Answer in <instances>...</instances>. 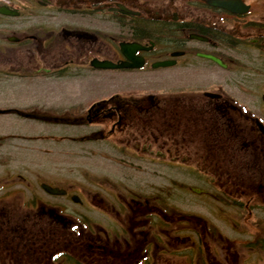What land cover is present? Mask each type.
Listing matches in <instances>:
<instances>
[{"label": "flooded vegetation", "instance_id": "obj_1", "mask_svg": "<svg viewBox=\"0 0 264 264\" xmlns=\"http://www.w3.org/2000/svg\"><path fill=\"white\" fill-rule=\"evenodd\" d=\"M13 1L0 126L41 150L0 162V264H264L216 222L264 213V0Z\"/></svg>", "mask_w": 264, "mask_h": 264}, {"label": "rangeland", "instance_id": "obj_2", "mask_svg": "<svg viewBox=\"0 0 264 264\" xmlns=\"http://www.w3.org/2000/svg\"><path fill=\"white\" fill-rule=\"evenodd\" d=\"M12 3L16 7H17L16 4H19V3H14L13 0H12ZM39 13L44 16L54 15V13L52 14L46 9H42ZM24 19H25L24 15H21L19 17L0 16V36H2V34L5 35L11 32L20 33ZM9 78H12V77H9ZM2 124L3 126H0V162H10L11 167H13L14 169H21L20 166L23 165L24 161H27L28 156L30 155L38 156L40 154L39 152L40 148L36 145L33 147V150H30L33 144H29L30 142L23 139L22 137L23 132H19L20 136L10 135L9 133H12V132L6 130V127L9 123L3 120ZM2 127H5V129H2ZM216 157H217V153H216ZM105 161L106 160L102 158H97V157L92 158V160L89 161L90 166L88 168L92 171V173H95V174H105L107 176H110V175L116 176V175L121 174V169L119 168L118 165H116L115 163L111 161H106V162ZM61 163H67V161H62ZM44 168L51 169L47 167H44ZM1 170L2 169L0 168V171ZM242 171H243L242 175L245 176L246 169L242 168ZM87 172L88 171H86V173ZM237 174L241 175V173H239V170H237ZM172 175L181 176V174L179 173V169H177V172L174 169L172 172ZM187 181L193 182L191 179H187ZM174 191H177V190L174 189ZM216 191H219V190L216 188ZM241 199L245 201L246 198L243 197ZM238 211H239V207H236V205L233 207L230 206L227 209V213H236L235 217H237V220L228 219L231 224L230 226L225 225L223 222H219V221H216V222L217 224L219 223L220 225L224 226V230L227 233L229 232L232 235V237H235L237 240H241V239L244 240L246 237L244 231L247 227H250L252 231H255V229L260 228L263 225L262 222L264 221V213H261L259 209H254L252 211V215L250 219L248 215V211L244 212L246 210H242L241 213L244 212V215H239V213H237ZM233 228H236V229L234 230Z\"/></svg>", "mask_w": 264, "mask_h": 264}, {"label": "water", "instance_id": "obj_3", "mask_svg": "<svg viewBox=\"0 0 264 264\" xmlns=\"http://www.w3.org/2000/svg\"><path fill=\"white\" fill-rule=\"evenodd\" d=\"M0 13L6 14V15H17L18 14V12L11 10L5 6H0ZM216 61L218 63H221L218 59H216Z\"/></svg>", "mask_w": 264, "mask_h": 264}]
</instances>
